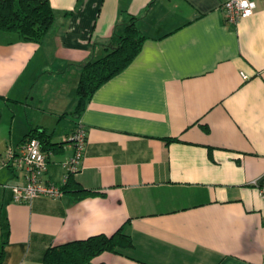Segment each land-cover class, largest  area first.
Here are the masks:
<instances>
[{
	"label": "crops",
	"instance_id": "crops-1",
	"mask_svg": "<svg viewBox=\"0 0 264 264\" xmlns=\"http://www.w3.org/2000/svg\"><path fill=\"white\" fill-rule=\"evenodd\" d=\"M223 1L49 0L41 42L0 32V153L44 132L43 180L68 184L61 197L17 201L10 186L24 172L0 166L2 264H43L51 246L120 227L133 245L86 264H262L264 0L238 23ZM130 17L139 53L69 115L82 65ZM78 123L81 168L63 184ZM76 184L94 194L78 198Z\"/></svg>",
	"mask_w": 264,
	"mask_h": 264
},
{
	"label": "trees",
	"instance_id": "trees-1",
	"mask_svg": "<svg viewBox=\"0 0 264 264\" xmlns=\"http://www.w3.org/2000/svg\"><path fill=\"white\" fill-rule=\"evenodd\" d=\"M153 1V0H152ZM136 17H130L121 34L114 35L106 54L95 60L87 61L81 67L76 90L77 102L69 115L78 117L84 111L92 94L106 81L126 68L141 49L144 36L136 26ZM55 20V13L49 0H0V32L15 34L24 41L41 42ZM35 137L45 149L50 141L44 132L31 130L21 141ZM68 186L66 183L62 188ZM78 198L94 194L76 184ZM131 237L122 227L113 234H99L86 239L70 241L46 249L43 264H86L104 252H117L118 249L131 247ZM4 250L0 251V264Z\"/></svg>",
	"mask_w": 264,
	"mask_h": 264
},
{
	"label": "built area",
	"instance_id": "built-area-1",
	"mask_svg": "<svg viewBox=\"0 0 264 264\" xmlns=\"http://www.w3.org/2000/svg\"><path fill=\"white\" fill-rule=\"evenodd\" d=\"M255 7L256 0H224L220 5L226 21L231 23H238L242 18L252 15ZM86 141V130L78 123L66 138V142L73 148V154L63 162L65 168L63 184L81 168ZM48 154L42 148L40 140L35 137L21 142L17 147L9 146L3 154L0 153L1 167L11 166L24 172L25 185L10 186L15 200L31 202L32 199L41 196L58 198L63 195L60 185L43 180V174L47 170ZM259 193L264 200V187L259 188Z\"/></svg>",
	"mask_w": 264,
	"mask_h": 264
}]
</instances>
